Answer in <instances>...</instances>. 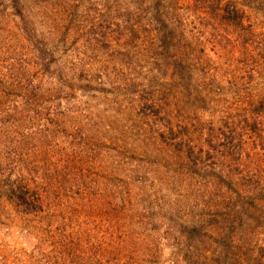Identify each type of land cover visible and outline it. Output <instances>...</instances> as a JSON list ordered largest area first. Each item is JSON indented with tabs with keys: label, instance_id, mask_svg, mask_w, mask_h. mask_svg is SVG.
Listing matches in <instances>:
<instances>
[{
	"label": "rangeland",
	"instance_id": "1",
	"mask_svg": "<svg viewBox=\"0 0 264 264\" xmlns=\"http://www.w3.org/2000/svg\"><path fill=\"white\" fill-rule=\"evenodd\" d=\"M237 1L264 38V0ZM156 4L155 0H0V73L37 72L35 82L44 89L58 85L57 70L66 75L72 109L58 125L100 144L101 175L109 183L113 202L128 192L136 205L150 200L170 211L178 200L183 203L181 211L194 206L201 215L224 213L225 195L233 187L227 173L250 166L260 168L258 183L263 187L247 195L252 205L247 212L258 215L264 205V114L259 111L264 101L239 100L236 85L223 78L222 61L209 44L198 59L200 46L189 34L183 38L177 33L171 41L176 48L168 50L147 33H129L125 14L151 26ZM162 11L187 22L194 19L182 3ZM169 53L181 55V70L171 71L155 59ZM213 66L222 68L212 80ZM85 73L100 74L99 79L89 78L91 88L82 89ZM254 83L264 91V70ZM210 85L220 91L208 93ZM247 121L251 128L245 127ZM178 123L184 124L192 147L181 158L170 145V128L176 129ZM54 143L60 149L68 146V139L56 135ZM192 166L191 175L174 174ZM12 208L6 201L0 204V247L22 257V251L34 248L36 239L20 228ZM153 233L159 264H170L175 243L159 231ZM9 260L20 264L23 259Z\"/></svg>",
	"mask_w": 264,
	"mask_h": 264
},
{
	"label": "trees",
	"instance_id": "2",
	"mask_svg": "<svg viewBox=\"0 0 264 264\" xmlns=\"http://www.w3.org/2000/svg\"><path fill=\"white\" fill-rule=\"evenodd\" d=\"M155 2L151 26L125 14L129 33H147L160 41L161 49L168 50L176 48L171 41L177 33L183 38L189 34L200 46L198 59L209 44L222 61L223 78L236 85L239 100L249 104L264 101L262 85L254 83L264 70V38L246 19L239 1ZM181 3L194 19L187 22L162 11ZM177 53H169L167 58L158 54L155 59L171 71L181 70ZM220 68L213 66L212 80ZM99 74L85 73L82 89L91 88L89 78L99 79ZM37 75L22 69L0 73V204L6 201L12 206L20 228L36 239L34 248L22 251V257L0 247V264H12L9 259H23L20 264H159L154 231L175 243L170 264H264V205L258 215L247 212L252 206L247 195H255L263 187L258 183L260 168L245 166L227 173L233 187L225 195L224 213L201 215L194 206L181 211L183 203L178 200L170 211L150 200L136 205L128 192L115 203L109 183L101 175L104 155L100 144L80 133H67L58 125L72 109L66 75L57 70L58 85L45 89L35 82ZM207 88L208 93L220 91L212 85ZM259 111L264 114V109ZM42 119L45 124L38 125ZM176 127L170 128V145L181 158L192 147L186 141L184 124ZM245 127L251 128V124L247 121ZM56 135L68 139V146L58 149ZM57 154L60 157L54 160ZM193 168L177 169L174 174L191 175ZM162 224L164 229L158 226Z\"/></svg>",
	"mask_w": 264,
	"mask_h": 264
}]
</instances>
